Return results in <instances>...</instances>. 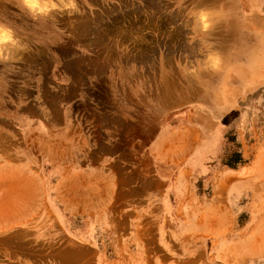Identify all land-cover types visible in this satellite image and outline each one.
<instances>
[{
  "label": "rangeland",
  "instance_id": "rangeland-1",
  "mask_svg": "<svg viewBox=\"0 0 264 264\" xmlns=\"http://www.w3.org/2000/svg\"><path fill=\"white\" fill-rule=\"evenodd\" d=\"M76 2L72 15L42 17L0 0V25L18 41L0 46L12 52L0 58V264H264V14L245 0ZM209 52L221 56L219 71L204 66ZM193 109L228 124L222 163L250 175L248 198L223 211L224 224H176L167 257L161 227L129 225L117 194L102 208L100 185L90 208H58L53 181L69 164L57 160L60 139L77 154L74 170L122 175L140 149L146 156L162 119ZM116 116L122 125H106ZM116 148L119 169L106 166ZM122 234L134 241L127 258Z\"/></svg>",
  "mask_w": 264,
  "mask_h": 264
},
{
  "label": "crops",
  "instance_id": "crops-1",
  "mask_svg": "<svg viewBox=\"0 0 264 264\" xmlns=\"http://www.w3.org/2000/svg\"><path fill=\"white\" fill-rule=\"evenodd\" d=\"M245 1L253 3V16L260 11L264 14V4L260 6V1L264 0ZM219 122L205 109L188 110L185 115L174 119L165 117L160 123L159 136L150 145L146 156L140 149L129 159V172L122 168V175H110L105 171V165L100 170L87 166L74 170L72 163L76 161L77 154L72 153L71 143L68 149H61L67 144L60 139L57 160L61 163L63 158L69 164H64V170L60 169L54 178L53 200L59 209L69 213L77 208H90L94 199L93 186L100 185L102 208H110L109 203L114 199L111 195L117 194V200L122 198V215L125 212L131 214L129 225L141 226L147 220L148 224L161 227L156 230L158 243L168 251L167 257H172L170 253L175 248L176 224H224L228 211L238 208L251 192L248 171L243 166L222 163L228 124ZM68 125L72 123L68 122ZM106 125L122 124L116 116ZM120 141L116 138L110 144L118 147ZM106 157V166L110 162L119 169L121 164L126 163L119 148L107 149ZM144 157L148 159L149 170L142 167ZM94 179L97 181L94 182ZM78 187L81 188L79 195ZM72 234L83 241L90 239L82 236L81 230ZM139 238L141 242L146 241L143 236ZM130 242L134 241L122 234V258L128 257V251L123 248ZM135 246L134 257L143 256L141 245L135 243ZM139 249L141 255H138Z\"/></svg>",
  "mask_w": 264,
  "mask_h": 264
},
{
  "label": "clouds",
  "instance_id": "clouds-1",
  "mask_svg": "<svg viewBox=\"0 0 264 264\" xmlns=\"http://www.w3.org/2000/svg\"><path fill=\"white\" fill-rule=\"evenodd\" d=\"M21 3L29 10L30 13L38 10L36 11V15L42 17L50 16L53 12H63L72 15L79 11L76 0H44L43 7L40 6V0H21ZM204 23L205 21L202 17V28L204 27ZM7 42H11L14 46L18 44V41L10 38L9 30L0 25V46H3ZM20 47L21 50H23V46L21 45ZM11 55V50L6 52L2 47H0V58L7 60L11 58ZM221 64L222 58L216 52H209L204 58V66L213 71H219L221 69ZM191 71L194 74L196 69L193 68Z\"/></svg>",
  "mask_w": 264,
  "mask_h": 264
}]
</instances>
